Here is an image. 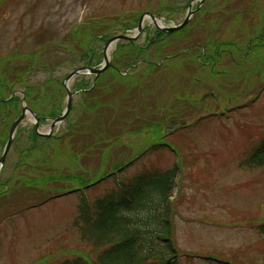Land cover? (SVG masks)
Instances as JSON below:
<instances>
[{"label": "rangeland", "instance_id": "rangeland-1", "mask_svg": "<svg viewBox=\"0 0 264 264\" xmlns=\"http://www.w3.org/2000/svg\"><path fill=\"white\" fill-rule=\"evenodd\" d=\"M167 6L175 9L172 14ZM191 7V24L172 37L161 36L147 20L132 47L148 44L143 56L150 63L125 65L123 76L106 73L95 91L77 97L69 120L57 127L55 135L64 138L38 143L33 150L39 151L26 155V166L14 173L20 152L30 149L27 141L35 120L29 115L21 124L0 176L1 186L11 179L7 195L0 186V264L94 259L100 250L83 237L80 208L116 191V184L110 180L81 194L69 193L139 157L120 175L119 186L142 170L167 172L178 165L168 207L175 213L173 246L189 254L180 264H209L207 256L231 264H264V234L259 229L264 225V167L248 164L264 140V43L254 49L251 41L264 35V0H0V75L13 85L23 72L12 62L21 66L28 54L24 65L29 66L33 56L34 69L25 79L39 86L31 95L36 97L39 88L44 91L47 80L63 110L67 92L61 81L71 70L67 65L75 62L73 54L83 56L89 50L81 61L91 57L98 65L104 48L99 36L109 38L125 30L134 35L140 15L147 11L163 18L166 27L179 25ZM81 31L90 34L71 38ZM78 40L83 46L75 43ZM231 42L240 48L231 49L237 63L232 52L222 51L224 59L216 66L204 65L196 45ZM123 45L129 46L119 43L111 49V59L132 65L143 60L121 52ZM212 54L213 49L207 53ZM165 57L169 60L164 62ZM53 66L60 68H55L56 79ZM85 81L91 84L93 76H85ZM41 97L44 104H39L49 106L42 109L47 113L53 97L51 92ZM21 109L20 104L0 105V157L7 137L3 117L9 111L12 120ZM168 121L188 127L166 138ZM51 124L43 123L39 131L48 133ZM153 197L147 210L158 217L166 207L156 206ZM138 205L146 206L142 201Z\"/></svg>", "mask_w": 264, "mask_h": 264}, {"label": "trees", "instance_id": "trees-1", "mask_svg": "<svg viewBox=\"0 0 264 264\" xmlns=\"http://www.w3.org/2000/svg\"><path fill=\"white\" fill-rule=\"evenodd\" d=\"M165 9L170 14L175 10L172 6H167ZM160 12L162 13L161 6ZM169 18H171L170 15ZM87 34L90 32L87 31ZM107 37L108 35L105 36V38ZM126 46L123 45V51H129L128 53H131L132 57L138 58L140 56L141 52L136 51L135 47L129 45L128 48ZM87 53L89 54V50H86L85 54ZM121 58L126 60L124 57ZM1 87L9 90L11 85L2 84ZM24 89L26 100L33 108L42 106L39 104L42 103L40 101L42 99L41 94L45 97L47 94L49 96L50 92L54 93V90H51L52 86L47 82L44 85V91L39 88L36 97H33L31 93L38 90V86L24 85ZM14 104H19V100L14 99L9 103L12 106ZM53 104L54 109L46 113L49 117H56L60 113V100L58 103V95L56 94ZM42 109L46 110L47 107L43 106ZM35 138L37 141L36 135ZM253 157V163L264 167V141L256 149ZM178 171L179 168L176 166L167 172L140 175L134 180L130 188L129 185L125 187L124 194H128L130 197L125 198V195L122 194H112L104 199H98L92 208L83 203L79 216L80 222L85 226L82 229L83 237L91 241L95 248L100 251L94 260L85 256H78L60 264H179L177 250L172 244L173 230L170 222L172 212L168 207ZM131 189L135 191L130 192ZM144 193L146 197H141ZM152 196H154L153 200L156 206L165 205L166 207V211L158 217L153 211L147 210L149 204L153 205L151 204ZM130 201L134 204H131ZM141 201L146 206H136V203L139 204ZM142 214H146V216L142 218ZM157 224L160 226L159 229ZM259 229L264 234V225ZM209 260L217 264H230L221 260Z\"/></svg>", "mask_w": 264, "mask_h": 264}, {"label": "water", "instance_id": "water-1", "mask_svg": "<svg viewBox=\"0 0 264 264\" xmlns=\"http://www.w3.org/2000/svg\"><path fill=\"white\" fill-rule=\"evenodd\" d=\"M193 14L194 13L192 12V10H190L186 21L184 23H182L181 25L176 26V27H173V28H167V27H163V26L162 27H159V25H158V23L156 21V17L155 16L148 15L147 17H149L150 19H152L154 21V23L156 24V26H158V28L160 29L161 32L174 33L176 31H179V30L185 28L188 25V23L190 22V19L193 16ZM144 19H146L145 16L141 18L140 25H139V28H138V35H136L135 37H129V36H126V35H120V36L114 37V38H112V39H110L108 41V43L106 44V47H105V53H106L105 62H104V65H103V67L101 69H99V70L98 69H94V68L92 69L90 67L81 68V69L77 70L75 73L71 74L66 79L65 85L68 86L70 80L75 75H78V74H81V75H85V74H96L97 77L100 76V75H102L104 73V71H106L110 67L111 60L108 57V52H109L110 48L113 45H115L118 41H121V40L129 41V42L135 41L138 38V36L140 35V33L142 32V30H143V21H144ZM72 99H73V95L70 93L69 94V98H68V100H69L68 101V106H67L65 112L54 121V123L52 125V128H51V132L54 131L55 127L58 124L62 123L65 120V118L67 117L68 113L71 111V108H72ZM29 114H32L37 119V117L35 116V114L31 110H29L27 107H24L23 108L22 115L13 124L12 129H11V132H10V139L8 141V144H7L6 148H5V151L3 153V156L0 159V170H1V166L4 164V162L6 160V157L8 155V152H9V150H10V148H11L13 142H14V138H15V134H16V131H17L18 126L20 125L21 122H23L26 119L27 115H29ZM172 129H173L172 128V123H170V125L167 128V130L170 131ZM48 136H51V135H48Z\"/></svg>", "mask_w": 264, "mask_h": 264}, {"label": "flooded vegetation", "instance_id": "flooded-vegetation-1", "mask_svg": "<svg viewBox=\"0 0 264 264\" xmlns=\"http://www.w3.org/2000/svg\"><path fill=\"white\" fill-rule=\"evenodd\" d=\"M199 48H201L202 51H203V53H204V54H202L200 56V58L206 59L208 65H210L211 63H213V61H214L215 65H217L216 58H217L218 55H207V53H209L208 50H210V48L208 46H201ZM218 58L219 59H224V56L222 57V55H219ZM108 72H110V76L117 75V74H120L121 75L120 63H116L114 61L113 62V68L110 69V70H108L106 73H108ZM106 73L101 78H99V80L97 81V84H96V87H95L96 89H97L99 83L101 82V79L104 78V76L106 75ZM80 87H83V84H80ZM76 90L78 91V90H82V89L76 88ZM80 95H82V93ZM73 111H72V113H73ZM71 114H70V116H71ZM70 116L67 118V121L69 120ZM14 166H15L14 173H17V172L22 171L23 170L22 158H18L17 161L14 163Z\"/></svg>", "mask_w": 264, "mask_h": 264}, {"label": "bare ground", "instance_id": "bare-ground-1", "mask_svg": "<svg viewBox=\"0 0 264 264\" xmlns=\"http://www.w3.org/2000/svg\"><path fill=\"white\" fill-rule=\"evenodd\" d=\"M109 54H110V52H109Z\"/></svg>", "mask_w": 264, "mask_h": 264}]
</instances>
